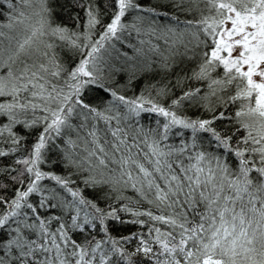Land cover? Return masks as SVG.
<instances>
[{
	"label": "snow or ice",
	"instance_id": "obj_1",
	"mask_svg": "<svg viewBox=\"0 0 264 264\" xmlns=\"http://www.w3.org/2000/svg\"><path fill=\"white\" fill-rule=\"evenodd\" d=\"M0 264H264V0H0Z\"/></svg>",
	"mask_w": 264,
	"mask_h": 264
}]
</instances>
